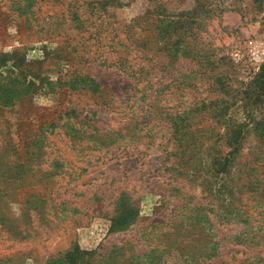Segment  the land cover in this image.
<instances>
[{"label": "rangeland", "instance_id": "rangeland-1", "mask_svg": "<svg viewBox=\"0 0 264 264\" xmlns=\"http://www.w3.org/2000/svg\"><path fill=\"white\" fill-rule=\"evenodd\" d=\"M116 1L103 21L109 24L83 25L93 32L116 29L122 36L143 38L140 18L154 8V1ZM161 1L168 15L191 24L193 43L214 49L216 58L230 59L238 73L234 88L264 65V3ZM78 2L27 0L35 20L25 24L17 6L10 8L8 0H0V164L20 158L2 149V141L32 143L44 134L42 168L49 171L45 178L38 173L34 185L0 205L5 230L28 231L27 237L0 233V264H186V257L188 264H264V199L256 195L264 176L253 169L257 161L249 155L255 146L252 135L235 160L229 187L220 191L219 179L209 184L170 167L166 132L129 142L125 130L137 118L138 123L144 121L141 110L147 100L143 93H133L132 79L111 64L116 54L100 47L72 19V11L82 13L76 9ZM177 66L183 73L194 68L185 59ZM162 77L165 80L159 81ZM157 81L164 85L159 96L172 91L166 88L169 77L161 74ZM195 91H190L191 98L205 95L202 89ZM232 117L239 120L242 112ZM58 119L71 124L51 128L49 121ZM215 128L212 140L223 133L222 127ZM98 138L120 145L106 151L94 145ZM29 145L36 154V145ZM100 155L101 160H95ZM122 197L136 209L135 220L126 229L111 231ZM27 201L35 209L31 221L23 216ZM192 213L198 222L188 219ZM191 222L195 227L190 242L182 244L183 252L176 248L182 237L162 239L173 226L183 236ZM161 240L164 245L159 246ZM155 246L159 258L151 253Z\"/></svg>", "mask_w": 264, "mask_h": 264}, {"label": "trees", "instance_id": "trees-1", "mask_svg": "<svg viewBox=\"0 0 264 264\" xmlns=\"http://www.w3.org/2000/svg\"><path fill=\"white\" fill-rule=\"evenodd\" d=\"M153 1L154 8L146 11L140 18L144 22L146 32L141 39L134 38V35L131 38L127 35L122 36L116 29H111L109 33L105 28L93 32L83 25L96 21L101 25L109 24L108 21H103L107 17V8L115 5L118 2L116 0H79L76 9H81L82 13L78 11L70 13L72 19L84 26V32L89 34V38L99 43L100 47L105 46L116 54V59L111 64L132 79L131 91L143 93L147 100L146 108L141 110L145 112L144 121L138 123L140 118H137L135 124L125 130V135L132 138L129 142H139L152 132L154 134L166 132L171 142V150L168 154L173 158L170 167L179 173H186L187 177L202 179V182L206 180L205 182L209 184L212 183L210 179H219L220 185L217 190L220 191L229 187L230 172L235 160L244 149L246 138L252 135L255 146L253 151L250 150L252 152L249 155L254 156L253 159L257 161L253 169L264 176V65L249 81L240 82L243 85L239 89L234 88L235 82L238 81L235 79L238 73L230 59L216 58L214 49L205 47L202 43H193L196 38L192 37L191 24L182 23L168 15L161 0ZM256 1L261 5L264 3V0ZM8 2V7L17 6L16 8L22 11L19 17L24 18L25 24H31L35 20L34 13L29 11L27 0H8ZM129 58L133 62L130 63ZM181 59L190 61L194 68L183 73V67L178 69L177 66ZM161 74L169 77L166 88L172 91L159 96V91L161 92L164 86L159 81L165 80L162 77L157 81ZM197 89H202L201 94L205 95L191 98L190 91ZM187 96L189 98H186ZM237 110L242 112L239 120L232 117ZM60 120L58 119L56 123L55 120L49 121L50 127L65 128L71 124L69 122L63 124ZM89 122L83 120V123L90 124ZM141 125L144 126L140 128ZM215 127H222L223 133L219 134L220 138L212 140ZM95 130L93 128V131ZM65 136L69 135L66 133ZM117 136L120 139L122 132H118ZM45 138L44 134H40L37 141L35 139L32 142L37 147L36 154L30 153L28 149V145L32 143L20 140L2 141V149L11 151L20 158L6 160L0 164V170L7 168L0 174V182L3 184L0 188V205L2 203L7 205L8 200L22 195L24 188L34 185L38 181L36 177L38 173L43 178L48 175L49 171L42 168L46 164L45 151L42 150V147L47 145L43 143ZM117 143L120 145L118 140L115 142L113 139L98 138L94 141V145L106 151ZM124 146L128 147L129 143ZM102 156L95 160H101ZM261 184L262 189L260 193L256 192V195L264 199V180ZM42 202L44 203L45 200L42 199ZM24 206L26 207L23 209V216L26 221H31L36 216L34 205L27 201ZM115 212L111 231L128 228L137 213L128 197L118 200ZM194 215L192 213L188 219L198 222V217ZM3 223L4 214L0 211V233L3 231L11 237H27L25 235L27 230H5ZM173 224L175 225L176 221ZM186 226L185 236L178 233L177 227L173 226V231L164 234L162 239L168 236L171 239L173 236L182 237V242L177 243L176 248L183 252L186 248L182 247V244L190 242L191 239H188L195 224L191 222ZM158 244L164 245L162 240ZM157 247L155 246L151 251L155 258L161 255L155 253L159 250ZM184 262L188 264L187 257L184 258Z\"/></svg>", "mask_w": 264, "mask_h": 264}]
</instances>
